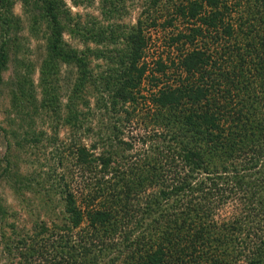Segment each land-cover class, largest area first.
I'll list each match as a JSON object with an SVG mask.
<instances>
[{
  "label": "trees",
  "instance_id": "1",
  "mask_svg": "<svg viewBox=\"0 0 264 264\" xmlns=\"http://www.w3.org/2000/svg\"><path fill=\"white\" fill-rule=\"evenodd\" d=\"M120 1L102 0L105 20L121 15ZM21 2L29 13L39 12L31 15L32 29L39 21L48 30L39 85L41 105L54 117H59L60 99L50 77L60 64L76 69L62 118L70 128L82 115L79 105H86L83 92L92 83V58L107 62L101 92H113L110 106L116 110L119 102H136L147 77V33L159 25L183 28L167 41L174 57L158 58L150 75L156 93L150 96L154 111L149 118L164 133L161 152L171 156L164 160L169 167L149 157L126 166L110 157H94V149L75 147L72 156L81 176L95 172L99 161L100 177L80 197L68 184H59L60 224H37L33 234L20 235L13 246L18 264H98L108 250L120 247L123 251L110 264L124 252L121 264H264V0H145L127 30L96 25L77 30L86 41L113 48L83 52L63 42L69 19L63 0ZM16 21L12 0H0V95ZM168 75L170 84H164L162 78ZM25 87L24 80L16 90L20 88L18 102L27 107L35 98ZM23 139L40 141L27 133ZM119 144L130 149L125 142ZM3 173L15 174L7 161ZM20 179L14 180L17 192L29 183ZM157 186L155 194L139 202L140 195ZM234 197L243 202L242 219L214 222L219 205ZM119 234L121 241L115 238ZM4 247L12 251L10 245Z\"/></svg>",
  "mask_w": 264,
  "mask_h": 264
},
{
  "label": "rangeland",
  "instance_id": "2",
  "mask_svg": "<svg viewBox=\"0 0 264 264\" xmlns=\"http://www.w3.org/2000/svg\"><path fill=\"white\" fill-rule=\"evenodd\" d=\"M144 1L122 0L118 3L121 15L108 17L105 20L101 12L102 0H76V5L74 0H63L64 10L67 11L70 19L66 22L63 19L61 21L63 25L65 22L66 26L62 35L64 44L79 52L86 51L87 48L113 49L112 46L86 41L77 30L92 25L103 28L109 26L116 32L127 30L135 24ZM12 2L17 28L10 31L9 61L6 71L2 74L3 85L0 95V208L2 209L0 210V264H18V253L13 250L14 242L20 235L33 234L35 225L60 224L62 201L59 184H68L78 197L92 191L95 178L100 177L98 174L101 168L100 162L96 163L95 172L83 173L81 176L72 156L75 147L94 149L90 151L94 157H110L126 166L131 162L142 164L144 158L149 157L159 165L169 167L164 162L167 155L161 152L164 143L160 134L164 133L161 128L153 126L149 118V114L154 111L150 104V96L156 93L151 87L150 75L155 74V62L158 58L165 61L167 57H174L175 52L168 46L167 41L177 28L178 31L183 28L176 24L174 29H162L159 25L147 33L148 45L143 59L147 66V77L139 87V94L135 95L136 102L125 105L119 102L116 104V110H112L110 106L113 92L111 90L101 92L105 83L104 78L109 73L107 62L92 58L90 63L92 83L87 85L83 92L86 105H79L82 115L79 116L80 120L76 127L70 128L69 125H63L62 118L66 115L64 105L75 81L76 69L60 64L55 75L50 77L54 81L60 99L59 117H54L55 114L46 104L43 105L45 107L41 105L42 92L39 85L40 69L46 56L47 27L38 21L37 27L33 30L31 15L38 16L39 12L31 10L29 13V9L23 6L21 0H12ZM30 5L32 1L28 8L31 7ZM75 23H79V29H76ZM168 77L169 75L162 78L164 84H170ZM24 80L29 96L35 98L27 107L17 100L20 88L16 89ZM132 109L134 112L127 116L125 112H131ZM26 133L28 136L35 135L40 141L25 142L23 137ZM119 140L129 144L130 149L127 150L125 145L119 144ZM121 157L125 158L124 161ZM169 158L171 156H167V159ZM6 161L15 174L3 173ZM175 165L179 168L177 162ZM171 170L177 171L174 168ZM172 176L173 173L169 176L171 180ZM17 178L29 179V183L26 185L23 183L26 187L21 185L18 192L14 183ZM105 178H109V175ZM158 188V186L149 188L140 195L142 198L138 199L139 202L142 203L149 198V195L155 194ZM47 192L48 198L45 195ZM244 213L243 202L238 197H234L225 204L219 205L213 221L217 224L230 223L242 219ZM77 233L78 230L72 232L73 241H77ZM121 234L115 238L121 241ZM5 244L10 245L12 251L7 250ZM121 251H123L122 247L118 250L111 248L98 264H110L111 259ZM126 254L127 252H124L114 264H121Z\"/></svg>",
  "mask_w": 264,
  "mask_h": 264
}]
</instances>
